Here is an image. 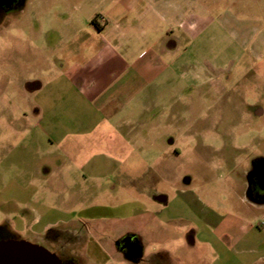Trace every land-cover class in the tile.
<instances>
[{
  "label": "rangeland",
  "instance_id": "obj_1",
  "mask_svg": "<svg viewBox=\"0 0 264 264\" xmlns=\"http://www.w3.org/2000/svg\"><path fill=\"white\" fill-rule=\"evenodd\" d=\"M215 1L203 0V17L212 24L182 49L166 77L169 84L156 87L154 104L141 117L156 129L153 136L142 129L145 140L114 143L97 140L96 134L86 143L73 142L72 157L61 154L35 108L44 103L50 112L61 102L62 108L69 103L81 109L79 100L70 95L64 102L53 89L62 86L55 79L71 64L72 49L93 39L88 20L100 8L98 0H23L7 17L0 14V225L10 224L17 238L53 252L42 231L54 218L35 225L33 232L25 230L37 211H47L60 194L59 200L71 197L75 217H99L111 214L105 200L117 194L127 218L101 222L104 230L91 241L87 235L99 221L78 225L86 241L73 255L82 264H131L113 246L126 234L138 235L144 245L143 264H227L211 250L202 255L199 242L185 241L192 225L188 219L199 220L200 213L230 221L231 231L237 225L249 230L247 241L236 248L231 234V264H264V211L245 200L246 173L253 159L264 156V0H218V6ZM27 80L43 82L44 92L28 93ZM116 150L113 157L100 155ZM115 167L118 174L110 179ZM137 192L167 195L168 216L179 221L163 224L164 216H155L153 206L132 210ZM87 195L103 208L84 212ZM147 223L159 236L148 235ZM224 240L230 242L228 235ZM240 249L246 251L243 256L234 253ZM53 254L63 256L59 249Z\"/></svg>",
  "mask_w": 264,
  "mask_h": 264
},
{
  "label": "crops",
  "instance_id": "obj_2",
  "mask_svg": "<svg viewBox=\"0 0 264 264\" xmlns=\"http://www.w3.org/2000/svg\"><path fill=\"white\" fill-rule=\"evenodd\" d=\"M108 1L98 0L100 8L95 10L88 20L93 39L82 44L84 47L78 50L72 49L71 64L55 79L62 86L54 88L53 91L64 95L62 101L65 97L72 95V101H80L81 109H75L69 103L62 108L61 102H58L48 112L49 109L43 107L44 103L36 104V116L41 118L39 122L48 123L46 127L50 131L52 141L57 143L61 154L66 157L73 155V142L86 143V139L96 134L98 135L97 140L114 143L129 142L130 139L145 140L146 138L140 134L142 129L153 136L156 129H151L146 122L141 121V117L152 107L150 105L154 104L156 87H160L161 90L164 85L169 84L166 77L169 78L172 63L181 59L182 49L198 40L203 31L212 24H207L203 17V0H116L111 6L107 5ZM214 5H219L218 0ZM26 83L29 88H32L28 93L44 92L45 84L43 85L40 80L35 82L27 80ZM72 112H76L75 117L70 116ZM164 136L163 133L156 137L157 140H162ZM77 147L80 148L81 145ZM84 147L82 145V148ZM118 152L116 150L100 153V155L113 157ZM117 172V167L111 169L110 179L116 176ZM107 177L104 178L107 180ZM181 193L185 194V191ZM59 197L60 194L55 197V200L53 199L51 208H46L47 211H37V219L27 225L25 230L33 232L35 225L51 216L55 221L46 224L42 233L46 234L48 231L59 233V239L63 238V245L66 246L65 252L71 257L77 258L73 255L76 248L85 247L84 237L86 235L79 233L81 229L78 226L83 220L99 221L98 227L87 235L91 241L104 230L101 222L117 223L127 218L120 213L124 205L119 202L117 194H112L105 200L107 207L105 209H109L111 214L102 212L99 213V217L98 215L86 216V213L84 216L75 217L69 209V204L72 203L71 197L70 199L62 198V200H59ZM160 197L163 199L159 200ZM135 199L134 204L131 203L132 210L135 211L144 205L153 206L156 210L151 211L155 216H164L163 224L168 225L179 221L178 218L171 219L168 216L170 198L167 195L149 194L147 196L137 192ZM90 200H92V195H87L84 206L89 208L84 212L91 211V209L100 210L101 206L93 205ZM183 202L191 211H194L188 199ZM142 211L147 212L144 209ZM141 217L140 213H137L136 218ZM188 222L192 224L190 228H195V239L197 240L195 244L199 242L204 248L202 255L205 256L211 250L218 259L226 260L227 264H231L229 259L231 257V234L233 235V248L245 243L249 234V230L243 231V227L239 225L231 231L230 221L211 214L200 213L199 220L191 218ZM149 224L151 223L144 226L148 227V235L159 236L153 227H149L152 224ZM190 228H187L185 232ZM226 235L230 242H225ZM73 238L79 241L73 242ZM140 246L143 259L139 264H143L147 259V252L142 243ZM163 253L171 256L173 252L164 250ZM234 253L243 256L246 251L240 249ZM249 264H257V261Z\"/></svg>",
  "mask_w": 264,
  "mask_h": 264
},
{
  "label": "flooded vegetation",
  "instance_id": "obj_3",
  "mask_svg": "<svg viewBox=\"0 0 264 264\" xmlns=\"http://www.w3.org/2000/svg\"><path fill=\"white\" fill-rule=\"evenodd\" d=\"M22 2L23 0H0V14L7 17L9 13L19 7ZM246 184L245 200L251 207L259 211H264V156L252 160L251 166L246 173ZM161 198L162 197H160L159 200ZM45 235L47 236V241L51 243L50 245L53 251H50L51 253H54L55 249L62 251L63 256L59 258L62 260L63 264H81L79 259L66 254V246H64V242H61L59 239V233L56 231H48ZM8 240L23 239L17 238L10 224H6L5 226L0 225V242ZM185 241L187 244L195 245V229L190 228L185 233ZM115 247L131 264H139L141 259H143L140 241L135 234H126L122 236L115 242Z\"/></svg>",
  "mask_w": 264,
  "mask_h": 264
},
{
  "label": "water",
  "instance_id": "obj_4",
  "mask_svg": "<svg viewBox=\"0 0 264 264\" xmlns=\"http://www.w3.org/2000/svg\"><path fill=\"white\" fill-rule=\"evenodd\" d=\"M0 264H63V262L44 247L25 240H8L0 242Z\"/></svg>",
  "mask_w": 264,
  "mask_h": 264
}]
</instances>
